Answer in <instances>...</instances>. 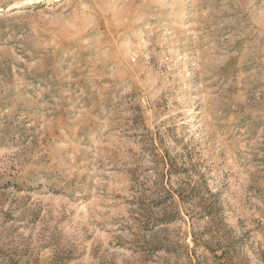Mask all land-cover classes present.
<instances>
[{
    "label": "rangeland",
    "instance_id": "374dc122",
    "mask_svg": "<svg viewBox=\"0 0 264 264\" xmlns=\"http://www.w3.org/2000/svg\"><path fill=\"white\" fill-rule=\"evenodd\" d=\"M0 264H264V0H0Z\"/></svg>",
    "mask_w": 264,
    "mask_h": 264
}]
</instances>
